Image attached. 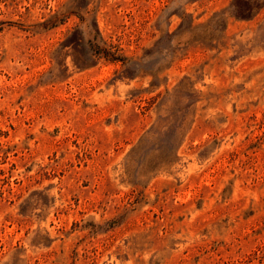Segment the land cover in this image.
Segmentation results:
<instances>
[{
	"label": "rangeland",
	"instance_id": "rangeland-1",
	"mask_svg": "<svg viewBox=\"0 0 264 264\" xmlns=\"http://www.w3.org/2000/svg\"><path fill=\"white\" fill-rule=\"evenodd\" d=\"M0 264H264V0H0Z\"/></svg>",
	"mask_w": 264,
	"mask_h": 264
}]
</instances>
